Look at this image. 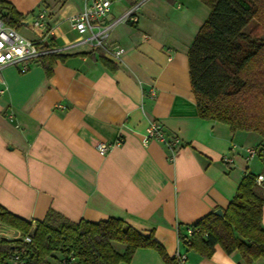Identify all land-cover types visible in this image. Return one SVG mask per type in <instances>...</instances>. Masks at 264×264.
Masks as SVG:
<instances>
[{"label": "crops", "instance_id": "0c3cea01", "mask_svg": "<svg viewBox=\"0 0 264 264\" xmlns=\"http://www.w3.org/2000/svg\"><path fill=\"white\" fill-rule=\"evenodd\" d=\"M4 1L23 17L18 33L34 30L32 41L43 40L64 59L34 61L25 73L19 65L0 67V207L32 227L49 210L71 222L116 218L152 234L184 264H246L218 245L202 258L178 238L179 230L225 211L246 175L264 176L258 158L264 141L197 116L188 50L209 8L198 0L146 1L137 23L111 27L104 44L123 49L116 61L103 48L75 41L70 17L83 0ZM128 6L114 2L111 19ZM40 13L45 28H31ZM151 122L177 143H142ZM118 139L120 146L96 149ZM0 237L22 235L0 224ZM119 264L165 263L156 251L137 249Z\"/></svg>", "mask_w": 264, "mask_h": 264}, {"label": "trees", "instance_id": "16d2710c", "mask_svg": "<svg viewBox=\"0 0 264 264\" xmlns=\"http://www.w3.org/2000/svg\"><path fill=\"white\" fill-rule=\"evenodd\" d=\"M198 1L210 14L188 50L197 116L225 124L232 132L255 134L264 141V0ZM0 15L7 26H22V15L4 0H0ZM47 47L42 44V48ZM56 59L64 57L53 52L42 56L40 62L44 66ZM258 158L264 164V151ZM257 176L248 174L240 181L223 217L210 213L187 226L192 229L189 237L187 227L179 230L180 244L202 258L211 257L218 245L226 254L237 252L246 264L264 259V185L255 184ZM0 224L32 238V244L25 246L21 239L0 237L1 264L23 247L31 253V264L49 260L59 264L129 263L137 249H152L165 264H180L179 256L170 258L152 234L143 236L116 218L71 222L49 210L43 221L32 227L0 207ZM113 243L124 246V252L118 253Z\"/></svg>", "mask_w": 264, "mask_h": 264}, {"label": "built area", "instance_id": "2783aa9c", "mask_svg": "<svg viewBox=\"0 0 264 264\" xmlns=\"http://www.w3.org/2000/svg\"><path fill=\"white\" fill-rule=\"evenodd\" d=\"M121 0H83L82 10L70 17L72 30L76 40L88 42L94 48H103L110 57L114 60H120L123 54V49H105V41L109 37L111 27L116 23H129L134 25L139 19V10L141 6L148 0H127L129 1L128 9L120 17L115 20L111 19V6L114 2ZM31 28L44 29V14L40 13L33 21ZM49 36L51 34L49 33ZM85 37V38H84ZM84 38V39H83ZM43 40L32 41L21 34L15 28L7 26L0 15V67L6 65H19L20 73H25L29 70L32 62L40 60L42 56L56 52L55 50L42 48ZM47 46V45H46ZM149 140H157L165 145H174L177 139L170 137L165 138L161 126L156 122H151L143 137L142 143ZM123 140L118 139L114 144L99 143L96 149L99 152H105L111 146H120ZM251 155L254 151H248ZM257 186L264 185V176L258 175L255 178ZM192 234V229L187 227L186 235L189 237ZM23 245L32 244L31 235L21 238ZM30 252L26 247L14 251L10 258L2 264H31ZM184 256H179L180 264H184ZM1 264V263H0Z\"/></svg>", "mask_w": 264, "mask_h": 264}, {"label": "rangeland", "instance_id": "374dc122", "mask_svg": "<svg viewBox=\"0 0 264 264\" xmlns=\"http://www.w3.org/2000/svg\"><path fill=\"white\" fill-rule=\"evenodd\" d=\"M254 25L252 22L249 27L247 28L246 32ZM19 34H21L23 37L34 40L36 37V32L34 30H26V29H20ZM260 169V168H259ZM262 170V168H261ZM46 264H59L58 260H49Z\"/></svg>", "mask_w": 264, "mask_h": 264}, {"label": "water", "instance_id": "95a60500", "mask_svg": "<svg viewBox=\"0 0 264 264\" xmlns=\"http://www.w3.org/2000/svg\"><path fill=\"white\" fill-rule=\"evenodd\" d=\"M214 215H216L218 217H223V212H222V210L218 209V210L214 211Z\"/></svg>", "mask_w": 264, "mask_h": 264}]
</instances>
